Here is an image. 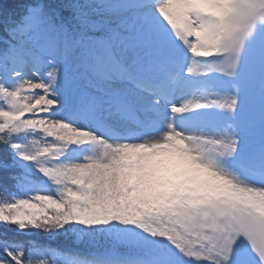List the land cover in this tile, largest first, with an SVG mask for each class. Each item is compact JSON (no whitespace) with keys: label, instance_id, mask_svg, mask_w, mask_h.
<instances>
[{"label":"snow or ice","instance_id":"snow-or-ice-1","mask_svg":"<svg viewBox=\"0 0 264 264\" xmlns=\"http://www.w3.org/2000/svg\"><path fill=\"white\" fill-rule=\"evenodd\" d=\"M0 264H264V0H0Z\"/></svg>","mask_w":264,"mask_h":264}]
</instances>
